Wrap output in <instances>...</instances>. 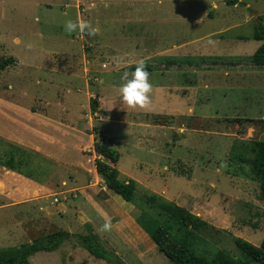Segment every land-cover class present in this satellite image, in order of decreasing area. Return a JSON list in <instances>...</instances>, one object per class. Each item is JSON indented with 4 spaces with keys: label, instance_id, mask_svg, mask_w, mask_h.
<instances>
[{
    "label": "rangeland",
    "instance_id": "1",
    "mask_svg": "<svg viewBox=\"0 0 264 264\" xmlns=\"http://www.w3.org/2000/svg\"><path fill=\"white\" fill-rule=\"evenodd\" d=\"M162 1L174 6L160 11ZM209 1L215 6L203 0H0V59H15L0 70L3 94L66 123L96 127L93 140L119 152L112 165L136 193L135 202L126 201L100 181L108 195L102 189L92 195L102 211L89 201L67 203L59 193V165L36 154L25 157L0 140V161L13 154L23 162L13 170L38 181L50 175L56 191L48 214L42 202L9 204L0 197V247L61 229L72 235L50 253H36L30 264H112L75 235L92 232L122 264H173L136 221L142 212L140 221L149 228L165 219L144 199L153 196V205L168 202L206 221L209 227L189 239L196 253L211 258L223 250L240 264H259L236 248L234 238L259 245L264 236V205L251 164L252 142L264 140V67L249 60L262 43L253 35L264 27V0L236 6ZM78 18L98 31L66 33L64 22ZM202 45L211 56H182ZM235 48L241 55H212ZM140 58L152 84L151 103L129 107L119 98L121 75ZM86 152L91 162L101 157L93 147ZM61 204L67 211L56 208ZM105 216L113 224L108 232L99 231Z\"/></svg>",
    "mask_w": 264,
    "mask_h": 264
},
{
    "label": "crops",
    "instance_id": "2",
    "mask_svg": "<svg viewBox=\"0 0 264 264\" xmlns=\"http://www.w3.org/2000/svg\"><path fill=\"white\" fill-rule=\"evenodd\" d=\"M203 2H209L213 7L215 6L213 1L203 0ZM159 4L161 5L159 7L160 11L165 10L167 7L174 6V4L163 5V1L159 2ZM162 51L163 50H161L159 54H164ZM222 51L225 52L224 49L212 51L216 53L212 55L223 57H237L241 55L236 48L232 49L231 52L226 55H222ZM184 52L183 53L187 55L182 54V56H188L190 53L193 54V52L201 58L211 56L210 54H206L209 50L203 47V45L200 48L198 46L193 47V51L186 49ZM117 59L118 58L113 57L112 65L115 67H119L120 65ZM236 68L238 69L240 67H233V70ZM167 69L174 70L177 69V67L170 65ZM226 71H224V73ZM11 99V97H7L3 94V89L1 88L0 140L4 143L13 145L15 150L23 153L25 157L27 155L34 156L36 154L59 165L64 170L61 171L60 167L58 169L60 174L64 176L60 180L62 186H58L60 188L59 193L62 195L64 201L69 203L72 199H76L78 203L85 201L87 203L90 202L94 211H96L97 208L99 211H102L101 207L97 205L100 201L97 200L98 203H95V199L92 195L98 191V189H102L104 192L105 190L103 186L99 187V183L102 180L96 172L94 164L95 159L93 158L91 162V159H89V152H86L93 147L94 142L93 136L85 131L88 130V128L85 129L86 126H76L71 123L73 122L72 120L66 123L60 119L52 118L47 115L46 110H39L30 105L29 107H24L18 104L16 100L13 101ZM15 159L20 160L21 164H23L21 159L16 157ZM66 178H70V181ZM53 180H55V177ZM76 191L80 192L75 194L74 192ZM55 192V189L52 187L50 175H48L46 179L38 181L31 176H26L0 164V197L8 198L10 200V202H8L9 204L42 202L44 204L42 208L48 214L50 207L46 204L48 199L54 196ZM106 195L108 194L106 193ZM56 208L61 211H67L66 207L62 204L61 206L56 205ZM72 208L74 213L81 214L79 205L76 206V204H74ZM45 252L50 253L49 251ZM35 254L29 257L30 262Z\"/></svg>",
    "mask_w": 264,
    "mask_h": 264
},
{
    "label": "trees",
    "instance_id": "3",
    "mask_svg": "<svg viewBox=\"0 0 264 264\" xmlns=\"http://www.w3.org/2000/svg\"><path fill=\"white\" fill-rule=\"evenodd\" d=\"M224 1L228 5H235L240 0ZM253 37L254 39L262 40V43L249 56V60L254 66L264 67V27L257 26ZM14 62L15 59L13 56L1 58L0 70ZM93 103L94 100H91L92 112L96 111ZM92 130L85 131L89 134L94 133L96 137L97 128L93 127ZM93 149L97 155L102 157H96L94 164L96 172L103 181L105 188L121 196L126 201L135 202L136 193L134 183L129 180H120L117 176V170L112 165L119 159V152L97 139L93 142ZM252 149L254 153L251 160L252 169L258 178L260 199L264 205V140H254L252 142ZM0 163L12 169L20 167L21 165V161L16 160L13 154H8V157L4 161H0ZM144 199L150 207L156 208L157 214H163L165 219L156 221L154 226L149 228L144 226L140 221V219L142 220V212L136 221L148 233L157 248L173 264H240L237 259L223 250H218L211 258H206L196 253L190 247L189 239L193 237L197 229H205L208 226L206 221L189 212L187 209L168 202H160L157 205H153L155 202L153 196H148ZM86 226L90 227L89 224H86ZM71 235L70 232L59 229L37 236L30 241L18 245L0 247V264H30L29 257L31 255L39 251H53ZM75 235L80 245L95 257L102 258L112 264H122V261L117 255L107 252L99 244L98 238L94 233L88 232L86 234ZM234 243L236 248L244 255L259 264H264V236L259 245H254L240 237H235Z\"/></svg>",
    "mask_w": 264,
    "mask_h": 264
},
{
    "label": "clouds",
    "instance_id": "4",
    "mask_svg": "<svg viewBox=\"0 0 264 264\" xmlns=\"http://www.w3.org/2000/svg\"><path fill=\"white\" fill-rule=\"evenodd\" d=\"M39 17H34L38 21ZM63 30L66 33L78 31L81 34L94 35L98 29L90 24L89 21L83 19H68L64 22ZM122 83L119 86L120 101L129 107H147L151 103L150 93L152 91V84L149 80V72L145 67L143 58L135 61V66L129 70L125 68L121 75ZM179 132L184 131L183 125L178 128ZM113 227L110 217L105 216L104 222L99 226V231L108 232Z\"/></svg>",
    "mask_w": 264,
    "mask_h": 264
},
{
    "label": "water",
    "instance_id": "5",
    "mask_svg": "<svg viewBox=\"0 0 264 264\" xmlns=\"http://www.w3.org/2000/svg\"><path fill=\"white\" fill-rule=\"evenodd\" d=\"M247 11H248V12H254V11H252V10H249V9H247Z\"/></svg>",
    "mask_w": 264,
    "mask_h": 264
}]
</instances>
